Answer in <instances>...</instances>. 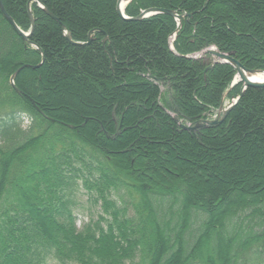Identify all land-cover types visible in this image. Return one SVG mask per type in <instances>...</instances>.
Instances as JSON below:
<instances>
[{"label": "trees", "instance_id": "16d2710c", "mask_svg": "<svg viewBox=\"0 0 264 264\" xmlns=\"http://www.w3.org/2000/svg\"><path fill=\"white\" fill-rule=\"evenodd\" d=\"M29 1L3 0L24 31ZM117 2L33 1L41 52L0 9V264H264V87L195 131L170 113L197 121L240 93L233 66L187 55L214 45L264 70V0L125 7L191 14L180 31ZM82 189L101 211L78 226Z\"/></svg>", "mask_w": 264, "mask_h": 264}, {"label": "water", "instance_id": "95a60500", "mask_svg": "<svg viewBox=\"0 0 264 264\" xmlns=\"http://www.w3.org/2000/svg\"><path fill=\"white\" fill-rule=\"evenodd\" d=\"M32 1H34V0H30L29 4H28V14H29L30 21H31V28L27 32L23 31L17 25V23L15 22L13 17L7 12V10L4 6L3 0H0V9H1L4 17L13 26L15 31L20 36H22L23 39L28 44H31L33 47L37 48L41 52L42 51L41 48L38 47L36 43H34L30 40V38H31V36L35 30V26H36V19L34 18L32 10H31V2ZM131 1L132 0H118V2H117L118 14L125 20H142L144 18L153 16L156 14L164 13V14H168V15L172 16L173 18H175L178 21V30H180L182 23H183V19L186 16L191 17V14H187V13L179 14L172 9H165V8H159V7H151V8L143 10L139 15H137L135 17H128L125 15L124 8H125V5L130 3ZM41 6L48 15L55 18V16L46 7H44L42 4H41ZM63 29H64V34H65L66 38L73 44H89L92 41L93 33L95 32V30H91L88 34V41L85 43H80V42L73 41L71 33L65 28L64 25H63ZM107 40H108V36L105 37L103 42H106ZM206 52L214 57V61L209 66V69H211L215 64H218V63L231 64L235 68V70L237 71V77H239V80H237V79L234 80L232 86L234 84H236L237 82H242L243 85L241 87L240 96H238L236 99L232 100L226 106H224V97H223L222 102H221V107H220L219 113H218V118H216L214 120H207V119L203 118V119L197 120V121H195L189 125H184L181 122L180 116L178 114H175L173 116L174 121L179 123L182 128H184L185 130H189V131H194L196 128H199L202 126L212 125V124H217V123L222 122L226 118L229 111L239 102L240 97L245 93L247 88H249V87H264V81H256V80L251 79V77H250L251 75H253L255 73L264 72V71L263 70H256V69H249V68L245 67L234 56V52L225 53V52L220 51L217 47H213V46L208 48ZM42 62H43V60H42ZM42 62L37 64V65L23 64L11 75L10 83L17 93H20V90L15 84V79L18 76L19 72L26 67L37 68L42 64ZM158 81L162 82V79H158ZM69 127L74 128L73 125H69Z\"/></svg>", "mask_w": 264, "mask_h": 264}, {"label": "rangeland", "instance_id": "374dc122", "mask_svg": "<svg viewBox=\"0 0 264 264\" xmlns=\"http://www.w3.org/2000/svg\"><path fill=\"white\" fill-rule=\"evenodd\" d=\"M233 97H226L225 96V104L230 103ZM218 113V111H215L212 113L211 116H209L210 119L214 118V116ZM29 121L26 120L23 124L24 127L28 125ZM80 204L83 206H79L77 211V225L82 226L84 223L89 222L91 219H97L98 215L101 211V208L99 206H93L88 200V195L84 189H82L81 192L78 193ZM195 226V225H194ZM49 264H58L55 260H51L48 262Z\"/></svg>", "mask_w": 264, "mask_h": 264}, {"label": "bare ground", "instance_id": "6f19581e", "mask_svg": "<svg viewBox=\"0 0 264 264\" xmlns=\"http://www.w3.org/2000/svg\"><path fill=\"white\" fill-rule=\"evenodd\" d=\"M251 79L256 80V81H264V72L261 73H255L250 76Z\"/></svg>", "mask_w": 264, "mask_h": 264}]
</instances>
